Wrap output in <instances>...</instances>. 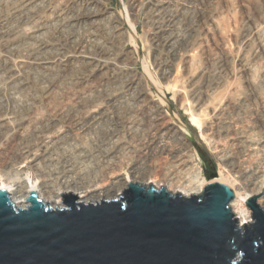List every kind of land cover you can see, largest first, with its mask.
<instances>
[{
	"label": "rangeland",
	"instance_id": "rangeland-1",
	"mask_svg": "<svg viewBox=\"0 0 264 264\" xmlns=\"http://www.w3.org/2000/svg\"><path fill=\"white\" fill-rule=\"evenodd\" d=\"M26 1L0 0V40L5 43L4 45L0 41V115L12 113L14 117L10 116L18 121V118L27 117L37 111L49 118L56 109L53 106H58L57 111L61 107L59 111H63L64 116L58 111L62 116L58 114L56 124L57 129L61 128L58 129V137L61 138L56 137L59 140L54 141L52 137V143L50 140L39 142L34 132L30 131L31 128H28L29 134L27 133L25 139L15 135L7 138L3 137L1 130L0 181L16 178L18 172L33 179L36 162L31 157H26L23 149L28 150L30 147V152L38 151V154H32L42 155V146L50 147L54 142L53 147L56 150L51 158L44 155L39 160V166L44 168V171H49L56 164L59 167L70 158L93 168L100 162V155L105 154L115 144L121 148V163L118 165L120 173L128 175L130 168L139 162L141 145L150 138V116L156 107L162 112L164 121L172 128V135H169L172 137L168 136L165 142L173 141V145H169L174 148L182 146L189 154H195L203 176L204 165L190 139L206 151L216 164L217 172L221 170L224 173L227 170L226 164L217 150H214L213 144L219 140L225 143L226 134L220 136L221 138L212 135L213 137H209V140L213 138L212 142L202 139L201 130L191 125L190 114L201 113L205 125L214 121V124H217L220 122L217 120L224 116L221 125L228 127L231 123L227 132L230 136H227L238 133L233 136H236L239 144L243 143L242 146L236 144V151L241 161L246 160L245 167H264V149L263 152L253 154L248 152L250 148L247 145L249 141H264V0H39L37 4L24 8L21 3L24 5ZM89 13L97 16L92 23L83 19L77 22L70 20ZM31 14L32 16H29ZM39 15L43 20L38 18ZM171 15L174 18H171ZM35 19L39 29L32 23ZM157 23L163 32L160 37L157 34ZM256 26H259L262 32L252 37L250 33ZM2 32H9L10 38H5ZM168 37L166 45L158 41ZM40 45V54H37L35 50ZM75 47L80 48L79 51L84 52L87 57L95 52L98 54L100 50L111 52V56L106 59L96 57L106 64L108 70L103 73H107L98 74L95 69L93 72L86 63L75 59L78 55ZM174 53L176 58L171 69L172 82L168 83V86L171 84L172 87L173 84L177 89H182V96L174 95L173 89L166 87L167 83L162 80V75L160 76L165 72L164 68L160 67V62L171 63ZM29 54L48 59L52 65L45 68L12 66L11 60L14 62L31 57ZM62 57L65 62L59 65L58 59ZM187 61L190 62L188 65ZM8 68L26 78V86L19 81L6 84ZM130 82H133L132 86ZM197 87L206 95L199 113L197 108L194 109L191 97L189 98L192 90ZM83 92L88 98L78 101ZM140 94L144 97L143 104L138 98ZM69 96L72 97L71 101L77 100V106L86 105L88 109L100 104L99 123L94 122L91 126L87 124L89 127L85 131L74 127V117L67 112L74 105V101L73 105H70ZM188 110L192 113L189 114ZM212 116H215V119ZM245 135L247 137H244ZM220 141L215 144L224 145ZM183 142L188 146L185 147ZM227 148L230 149L228 146ZM227 152L232 154L231 149ZM91 159L92 161H89ZM149 161L147 165L150 166L154 160L150 163ZM157 161L158 159L155 164ZM225 181L228 182V179ZM135 183L144 185L137 179ZM48 204L52 208L63 207V203L55 206Z\"/></svg>",
	"mask_w": 264,
	"mask_h": 264
},
{
	"label": "water",
	"instance_id": "water-1",
	"mask_svg": "<svg viewBox=\"0 0 264 264\" xmlns=\"http://www.w3.org/2000/svg\"><path fill=\"white\" fill-rule=\"evenodd\" d=\"M190 142L206 178L198 195L129 183L96 204L61 195L62 208L32 193L21 209L0 190V264H264L263 192L244 202L253 223L239 227L232 188Z\"/></svg>",
	"mask_w": 264,
	"mask_h": 264
},
{
	"label": "bare ground",
	"instance_id": "bare-ground-1",
	"mask_svg": "<svg viewBox=\"0 0 264 264\" xmlns=\"http://www.w3.org/2000/svg\"><path fill=\"white\" fill-rule=\"evenodd\" d=\"M38 1L39 0H27L26 2H24V5L22 3H21V5L25 8V7H29V6H33V5L37 4ZM20 2H21V0H20ZM18 6L20 7V5H18ZM54 10H56V9H54ZM59 11H60V9H59ZM36 12H38V11L36 10ZM34 14H35V12H34ZM55 14H56V12H55ZM53 15H54V13H53ZM29 16H32V14L29 15ZM55 16H57V15H55ZM47 17H45V18H47ZM170 17L174 18L172 15ZM38 18L41 19V16L38 17ZM50 18H51V16H50ZM95 18H97L96 14H94V13L90 14L89 13V15L88 14L85 15V16L83 15L82 17H79V18L78 17L77 18L74 17V18H72L70 20H71V22H77V21H80V20L83 19V21L84 20L88 21V22L91 21V23H92L93 19H95ZM198 18H200V16ZM28 19H29V17H28ZM36 19H37V17H36ZM36 19H35V22L33 21L32 23L35 25V28H38V27H36V25L38 23L35 24L36 21H37ZM49 19H47V20H49ZM41 20H43V17H42ZM160 20H161V18H160ZM28 21H30V19ZM160 25H162V24H160ZM157 26H158V23H157ZM216 28H218V27H216ZM219 29L220 28H218V30ZM157 31H158L157 34L160 37V33L162 32L160 26L157 27ZM261 32L262 31L259 28V26H256V27H254L252 29V32L250 34H252V37H253V35L258 36ZM116 33H118V30L116 31ZM3 34L5 35V38L9 37V32H5ZM15 34H16V32H15ZM161 35H163V34H161ZM171 36L173 37V35H171ZM159 40L162 43L165 44L167 42V40H169V37L166 38V39H164V38L158 39V41ZM0 41H2V40H0ZM5 41H6V39H5ZM10 42H11V40H10ZM2 43H4V42L2 41ZM184 43H183V45H184ZM4 45H5V43H4ZM41 46L42 45H40L39 47L37 46V49L35 50V51H37V54H40L39 52L41 50ZM181 46H182V43H181ZM183 47H185V46H183ZM79 49L80 48H76L75 47L76 54H78L75 57V59H77V60H79V61H81L83 63H86L87 66L93 72L96 70L95 72H97L98 74L99 73L100 74L107 73V72L103 73L104 70L105 71L108 70V68L105 67L106 64H104V62L100 61L96 57H99V58L101 57V58L106 59V58L111 56V54H110L111 52H108L106 50H103V51L100 50V51H98V54H97V52H95L94 55L89 54V56L87 57L86 55L84 56V52L79 51ZM179 49H182V48L179 47ZM32 50H34V49H32ZM178 53L180 54V52H178ZM33 55L29 54V56H31V57H27V55H26L27 58L19 60V61H15L14 60V62H13V60H11V64L13 63L12 66H16L17 68H19L18 66L27 67V68H30V67L45 68L46 66L48 67L49 65H52V63L49 62L48 59L38 58L39 56L38 57L37 56L33 57ZM175 58H176V54H175V56L174 55L172 56L171 63L170 62L166 63L164 61V62H160L161 64H159L160 67L164 68V71H165V72H163V74H160V76L162 75L161 76L162 80L167 83V84L165 83L167 85L166 87H169L171 84H169V86H168V83L172 82V80H171L172 79L171 69H172L173 61L175 60ZM64 62H65V58L64 57H62L61 59H58V64L59 65L64 63ZM189 63L190 62H188L187 65ZM19 74L20 73H18V72H11V70L9 69V72L7 73V77H6L5 83L6 84H10V83H14L15 81L16 82L19 81V82H22V84H24L26 86L27 79L24 78L21 74L20 75ZM129 84H130V86H132L133 82H130ZM9 86H12V85H9ZM170 88L173 89L172 91L175 92L174 95L176 94V96H182V94H183V92L181 91L182 89L181 90L177 89L178 87L176 88V86H174L173 84H172V87L170 86ZM171 89H170V91H171ZM193 90H192V93L189 96V98L191 97L190 100H192V102L194 104V109L197 108L196 111H197V113H199L198 111L201 110V107H202L203 101H204V97L206 95H204L205 93H204L203 90H201L200 87L199 88L197 87L194 91ZM83 93L84 94L80 95V97H79L80 99L78 101H83V100H86V98H88L87 94H85V92H83ZM111 95L112 94H110V96ZM70 96H69V98H70L69 101H71V98H72ZM73 96L75 97L74 94H73ZM74 97H73V99L76 100V98H74ZM138 98L141 99L142 104H143L144 97L140 94L138 96ZM67 99H68V97H67ZM73 101H71V103ZM76 101H74V105H73V103L72 104L70 103V105H73V106H71L70 108L68 107L69 110H67V112L71 113V115L74 117V120H73L74 127H76L77 129H79L81 131L82 130L85 131L86 128L89 127V126L88 127L86 126L87 124L91 126V125H93L92 123H94V122L99 123L98 122V121H100V117L99 116L101 114V110H100L101 109V105L100 104H96L93 107L88 109L86 105L77 106V105H79V103L78 102L75 103ZM141 101H138V102H141ZM181 101H182V99H181ZM188 101H189V99H188ZM186 102H187V100H186ZM184 106H185V104H184ZM53 107H55L57 109L58 106H53ZM60 108H58V109L60 110ZM56 109L54 111V114H52V117H49V118H46V117L42 116L41 114H39L37 111H33L32 110L33 111L32 114L29 113L31 115H28L27 117L24 116L25 118L21 117V119H20V118L17 117L18 121H17V119L14 120V118H13L14 116L12 115V113H10V115L13 116V117H11L8 112L4 113V114L0 115V131L1 130L3 131V137H7L8 138V136L10 137V136L15 135L17 137L19 136V138L25 139L24 137H26L27 133L29 134V132H27L29 130L28 128H31L30 131L34 132V136H36L37 140H40L39 142H44L45 140L48 141L52 137H54V141H55L56 137H58V134H59L58 131L61 129V128L60 129L58 128L59 130L57 129L58 126L56 124H57V116L59 114L58 113L59 110L57 111ZM187 109H188V107H187ZM53 110H54V108H53ZM63 110H64V108H63ZM189 110H188V112H189ZM224 110H225V108H224ZM29 112H31V110ZM59 112H61V111H59ZM190 112H189V114H190ZM62 113H63V111L61 112V114ZM223 113L225 114V111ZM64 114L66 115L65 111H64ZM62 115H60V116H62ZM201 115H202L201 113L192 114V115L190 114V120H191L190 122H191V125L193 127L197 128V130L198 129L201 130L202 139H204L206 141H209V142H212L211 140H213V138H211L209 140V137H211L212 135H214V137L218 136L219 138H221L220 136H222L223 134H226L224 140H226L227 142L225 141V143L220 141L219 138H217V141L219 140L221 143H224V145L215 144V143H218L219 141L215 142L213 144L214 150H217L218 154H220V157L223 159V161L225 162L226 167H227V170L224 173L221 170H219L217 172V177H220V178H222L224 180L228 179V185L233 190L234 197H233V199L230 202V208L232 209L234 217H235V219L238 222V226L241 227L242 225H246V226L250 225V224L253 223V220H251V215H250L252 213V211L249 208L246 207L244 202L246 200L250 199V198L259 196L261 194V192H263V194L261 196H259L254 201H255V204L260 209H262L264 211V180H262V175L264 174V167H262L260 165L256 166V167L255 166L254 167L253 166L245 167V163H246L245 161L246 160L244 162H243V160L241 161V159L237 155L238 151H236V148L238 147L237 145L239 143L237 142L238 139H236L235 137L237 136L238 133L235 134L234 131H233L234 129L232 128L233 132H231V133L232 134L234 133L236 136L234 137L233 136L234 134H233L231 137H229L230 135L227 132H228V127H229V125L231 123L228 122V123H230L228 125V127L222 126L221 125L222 123H220V122L223 121V120H221L224 117L223 115H221V117L222 116L223 117L220 120L219 119L217 120V118H216L217 122L220 121L219 123H217L218 125L214 124L216 121H214L211 124H207L206 123V125H205V122L203 121L204 119L202 118ZM213 115L217 116L219 114H213ZM215 116L214 117L212 116L213 119H215ZM62 118H64V117H62ZM204 118L206 119V117H204ZM219 118H220V116H219ZM224 119H225V117H224ZM58 120H59V118H58ZM150 120H151L150 121V124H151L150 125V129H151L150 131L152 133L151 132L149 133V134H151V135H149L150 136L149 140L141 145V148L139 149L140 150V152H139V154H140L139 155V158H140L139 162L137 164H134L135 166H132L130 168V172H129L128 175H123L122 173H120V170L118 168L120 166L119 164L121 163V161H120L121 157L119 156V155H121L120 154V151H121L120 149L121 148H119L117 145L114 144V143H116V141H114V143H113L114 146L112 148H110L111 150L109 149V150H107V152L105 154L100 155V157H101V160H99L100 162H98V164L95 165L93 168L89 167V165L88 166L83 165L81 163L82 161L81 162H77L78 160L74 161L73 159H71L69 157L70 159L65 160V162L62 165H60L59 167H57V164H56V166H53L51 169H49V171H44V168L39 166V164H40L39 160H41L40 158L41 157L43 158L44 155H47V156L49 155V157H50L52 154H54V151L56 150V148L53 147L55 145V142H54L53 143L54 145L52 144V145H50V147H48L47 145H43L42 146V148H43L42 155H37L38 151L37 152L33 151L34 153H37V154H32L33 152H30L32 150V148L30 150V147H29L28 150L26 148L23 149V151H22L23 154H27L26 157L29 156V157L32 158L33 161L36 162L35 170H34V173H35L34 178L33 179H29V178H27V176L25 174H22V173L17 171L18 172L17 173L18 176L16 178L15 177L13 179L11 178V180H9V181H7V180L3 181V182L0 181V190L6 191L9 194L11 203L15 207L21 208V209H24V208H26L29 205L27 203L26 199L32 193L37 194L39 199H41L43 202H45L47 204L50 203V204H52L54 206L55 205H59V204L62 203L61 195H68V194H70V196L75 197L77 202L78 203H82V204H96L99 201L109 200L110 198L111 199H116L118 197V195L123 190H125L127 188V185L129 183H135L136 179L139 180V182L141 184H144L146 186H150L151 185V186H154L157 189L164 188L167 192H169V193H171L173 195L179 194V195H181L183 197H189L191 195L200 194L201 193V188L205 184L206 178L202 174V169H201L200 164L198 163V161L196 159L195 154H193L192 152H191L192 154H189V152L186 151L187 149L182 147V146H180L178 148L177 147L174 148L172 146L173 145V143H172L173 141L168 142V140H167V142H165V139H168L169 137H172V136H169V135H172L171 134L172 133V128L169 126V124L167 122L164 121V117H163L162 112L160 111L159 108L156 107L155 110L152 111L151 116H150ZM229 129H230L229 131H231V128H229ZM227 134L229 136H227ZM246 135L244 137H247ZM30 136H32V135H30ZM227 137L229 138V140H227L228 139ZM58 138H61V137H58ZM240 138H242V137H240ZM180 139H183V138H180ZM0 140H2V138ZM56 140H59V139H56ZM262 140L260 139L258 141H249V144L246 143L247 145H249V148H250V151H248V150L247 151L250 152V153H253V154L258 153V152H263L262 150L264 149V144H263L264 141H262ZM183 141H184V139H183ZM239 141L241 142L242 140L239 139ZM50 142H51V140H50ZM243 142H244V140H243ZM169 143H172V145H169ZM174 143L177 144L176 141H174ZM181 143H182V141H181ZM227 143H228L227 146L231 149V153H232L231 155L229 153L230 151L227 152L228 150H230L226 146ZM241 143L239 144V146L241 145ZM37 145H38V143H37ZM183 145L185 147L188 146L186 142H183ZM242 145H243V143H242ZM226 148L228 149L227 151H225ZM232 148H234V150ZM245 149H246V147H245ZM232 150L236 151V152L233 153ZM238 150H240V149H238ZM243 151H244V149H243ZM243 151H241V152H243ZM121 153H123V152H121ZM82 157H84V156H82ZM85 157H87V156H85ZM246 157H248V155ZM88 159H90V158L88 157ZM157 159H158V161L159 160L160 161L162 160V161L160 163L157 161V163L155 164V160H157ZM148 160H150V161L154 160L153 164L150 165V166L147 165V161ZM169 160L171 162H169ZM89 161H92V159L89 160ZM150 161H149V163H150ZM1 164H2V162H1ZM54 164H55V162H54ZM47 165H50V164H47ZM229 179H230V182H229Z\"/></svg>",
	"mask_w": 264,
	"mask_h": 264
}]
</instances>
